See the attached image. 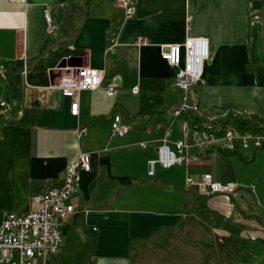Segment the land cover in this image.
<instances>
[{"label":"crops","instance_id":"crops-1","mask_svg":"<svg viewBox=\"0 0 264 264\" xmlns=\"http://www.w3.org/2000/svg\"><path fill=\"white\" fill-rule=\"evenodd\" d=\"M188 37L207 38L211 46L203 82L189 101L209 120L230 111L264 116V0H137L130 20L119 0H0L3 219L38 210V197L63 186L78 155H91L92 169L82 172L70 202L75 213L61 227L64 245L47 264H133L155 241L201 216L223 224L226 245L228 231L262 245L253 236L264 240L258 225L264 213L241 214L237 194L206 197L186 187L189 176L205 174L234 182L227 166L238 159L197 147L189 134L187 153L198 160L169 170L157 164L149 175L167 130L171 146L183 139L171 116L182 95L170 85L177 68L163 60L162 48ZM71 58L78 59L74 68L105 73L101 88L80 94L77 117L58 88L57 67ZM117 114L128 128L124 137L112 133Z\"/></svg>","mask_w":264,"mask_h":264},{"label":"built area","instance_id":"built-area-1","mask_svg":"<svg viewBox=\"0 0 264 264\" xmlns=\"http://www.w3.org/2000/svg\"><path fill=\"white\" fill-rule=\"evenodd\" d=\"M136 4L137 0H119L126 20L135 17ZM45 15L49 26L52 27L50 12L46 11ZM142 43L143 39L139 38L137 45L140 46ZM210 57V41L204 37H188L182 44L163 46V60L177 68L176 77L170 85L179 89L182 95L180 106L171 112V116L179 122L183 139L171 146L168 141L171 129L167 130L158 147L157 160L149 162L150 176H154L157 164L169 170L192 160H198V158H190L187 153L189 146L185 138L189 134L193 135L195 145L200 148L236 151L234 142L240 140L245 151L264 149L263 134H242L232 126L203 131L192 128L185 120H180L182 116L189 114L204 116L198 104L189 101V93L203 82L205 66ZM61 71L63 75L60 77L58 88L72 101L71 114L77 117L80 94L101 88L105 73L89 67ZM138 90L139 88L136 87L135 91ZM107 92L110 96L116 93L113 88H109ZM112 133L119 137H124L128 133V128L123 126L122 117L118 114L113 119ZM140 145L146 146L145 143ZM91 169V155L80 153L69 167L63 186L47 190L38 197L37 203L40 206L38 210L24 213L10 212L5 215L0 223V264H47L49 257L61 251L64 245L61 227L75 213L74 205L70 202L80 184L82 172H90ZM186 187H198L206 197H211L228 195L236 189V184L222 183L215 180L211 174H205L202 177L189 176Z\"/></svg>","mask_w":264,"mask_h":264},{"label":"rangeland","instance_id":"rangeland-1","mask_svg":"<svg viewBox=\"0 0 264 264\" xmlns=\"http://www.w3.org/2000/svg\"><path fill=\"white\" fill-rule=\"evenodd\" d=\"M234 143L245 153L240 140H235ZM227 170L233 176V183H238V189L228 194V197L237 194V204L244 209L241 214H263L264 182L261 181L264 174V152H260L259 157L249 165L238 161L233 165L229 163ZM2 220L0 214V223ZM258 225L264 230V223ZM222 227L213 219L203 216L196 218L183 232L155 241L148 247V254L137 256L133 264H264L262 238L254 235L253 240H262V245H250L248 233L240 236L228 231L230 242L226 245Z\"/></svg>","mask_w":264,"mask_h":264},{"label":"trees","instance_id":"trees-1","mask_svg":"<svg viewBox=\"0 0 264 264\" xmlns=\"http://www.w3.org/2000/svg\"><path fill=\"white\" fill-rule=\"evenodd\" d=\"M180 120H185L189 123L192 128L203 130V131H213L217 127L226 128L227 126H232L237 129L242 134H263L264 135V116L260 115H250L242 116L238 113L230 111L225 116L216 118L214 120H209L205 116H197L194 114L184 115ZM218 151V153L225 155L228 158H236L244 164H251L257 158V152L264 151L255 150L251 157L244 156L239 151H227L224 149H210L208 151Z\"/></svg>","mask_w":264,"mask_h":264},{"label":"water","instance_id":"water-1","mask_svg":"<svg viewBox=\"0 0 264 264\" xmlns=\"http://www.w3.org/2000/svg\"><path fill=\"white\" fill-rule=\"evenodd\" d=\"M78 59L76 58H71V59H67V60H63L57 67V69L59 70H66L69 68H74V67H78L79 64L77 63Z\"/></svg>","mask_w":264,"mask_h":264}]
</instances>
